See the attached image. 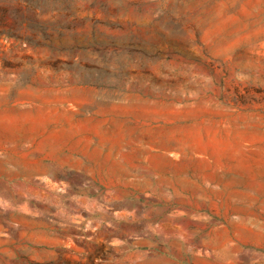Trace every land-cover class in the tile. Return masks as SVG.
Wrapping results in <instances>:
<instances>
[{
    "label": "rangeland",
    "instance_id": "rangeland-1",
    "mask_svg": "<svg viewBox=\"0 0 264 264\" xmlns=\"http://www.w3.org/2000/svg\"><path fill=\"white\" fill-rule=\"evenodd\" d=\"M3 164L0 264H264V0H0Z\"/></svg>",
    "mask_w": 264,
    "mask_h": 264
},
{
    "label": "crops",
    "instance_id": "crops-1",
    "mask_svg": "<svg viewBox=\"0 0 264 264\" xmlns=\"http://www.w3.org/2000/svg\"><path fill=\"white\" fill-rule=\"evenodd\" d=\"M3 163L5 164V162H3ZM4 164H3V165H1L0 167H4V166H5ZM1 171H2V169H1Z\"/></svg>",
    "mask_w": 264,
    "mask_h": 264
}]
</instances>
